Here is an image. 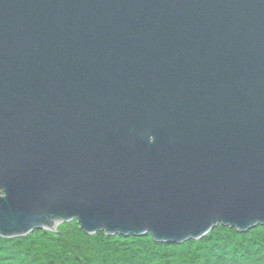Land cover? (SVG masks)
<instances>
[{
	"label": "water",
	"instance_id": "95a60500",
	"mask_svg": "<svg viewBox=\"0 0 264 264\" xmlns=\"http://www.w3.org/2000/svg\"><path fill=\"white\" fill-rule=\"evenodd\" d=\"M71 219L264 225V0H0V237Z\"/></svg>",
	"mask_w": 264,
	"mask_h": 264
},
{
	"label": "rangeland",
	"instance_id": "374dc122",
	"mask_svg": "<svg viewBox=\"0 0 264 264\" xmlns=\"http://www.w3.org/2000/svg\"><path fill=\"white\" fill-rule=\"evenodd\" d=\"M74 221L58 222L51 231L34 229L16 237L18 241L15 244L5 243L10 247L0 243L3 249V252L0 251V264H29L27 250L38 256L36 258L40 261L37 264H49L53 258L50 254L56 256L54 264H64L63 260H67V264H90V260L93 264H264V241L260 240L261 244L256 242L257 235L264 238V225L254 226L251 228L254 232L249 230L237 236L233 234H237L234 227L219 223L198 239L163 244L153 240L149 233L105 235L102 230L85 234ZM218 231L219 234H216ZM223 235L227 239L220 243L218 237ZM72 238L78 239L77 246H84V255L72 245L75 243ZM62 244L72 248L64 249ZM50 249L57 251L50 253ZM126 250L134 257L128 256Z\"/></svg>",
	"mask_w": 264,
	"mask_h": 264
},
{
	"label": "trees",
	"instance_id": "16d2710c",
	"mask_svg": "<svg viewBox=\"0 0 264 264\" xmlns=\"http://www.w3.org/2000/svg\"><path fill=\"white\" fill-rule=\"evenodd\" d=\"M258 229H259V227H258ZM261 229V228H260ZM81 230V229H80ZM83 230V229H82ZM249 230H251V229H249ZM249 230H247L246 232H244V233H247ZM251 231H255V230H251ZM236 232V231H235ZM233 233V232H232ZM216 234H219V231L216 233ZM234 235H237V236H242V233L240 232V234H238V232H237V234L236 233H233ZM205 236V235H204ZM258 237H257V240H256V242L257 243H259V244H261L260 243V240L261 241H264V238L261 236V235H257ZM227 239V237H225V235H223V236H219L218 237V240H221L220 241V243H222V242H224V240H226ZM19 240H21V239H19ZM71 240H73L75 243H73L72 245L77 249V251L78 252H80L82 255H84L85 254V249L83 248L84 246L83 245H81V244H79V246H77V244H78V239H74V238H72ZM17 242L18 241V238H15V237H11V238H8V237H6V238H2V237H0V243H1V245L2 244H4L5 246H7L5 243H10L11 245L12 244H15L14 242ZM186 242H190V241H186ZM186 242H184V243H186ZM159 244H161V243H159ZM163 244H166V243H163ZM152 245L154 246V247H156L157 248V246L155 245V244H153L152 243ZM158 245V244H157ZM64 249H67V248H72V246L70 247V245H67V246H64V244H62L61 245ZM83 246V247H82ZM7 247H10V246H7ZM81 248H83V249H81ZM52 250H54V251H57V249H50L49 250V252L50 253H52ZM0 251L1 252H3V249H1L0 248ZM27 252H28V254H29V256H30V260L28 261L29 262V264H37L40 260L38 259V258H36V257H38L37 255H32L31 253H30V251L29 250H27ZM126 253H127V255L128 256H133V255H131V254H129L128 252H127V250L125 251ZM50 256H52L53 258H51L50 260H49V264H54L53 263V261H54V257H56L55 255H53V254H50ZM134 257V256H133ZM94 260H95V258H94ZM0 261H2L1 260V258H0ZM83 260H81L80 261V263L82 262ZM96 261V260H95ZM61 262H63L64 264L66 263V262H68L67 260H63V261H61ZM69 263V262H68ZM67 264V263H66ZM90 264H93V262L90 260ZM96 264V263H95Z\"/></svg>",
	"mask_w": 264,
	"mask_h": 264
},
{
	"label": "bare ground",
	"instance_id": "6f19581e",
	"mask_svg": "<svg viewBox=\"0 0 264 264\" xmlns=\"http://www.w3.org/2000/svg\"><path fill=\"white\" fill-rule=\"evenodd\" d=\"M231 228H233V227H231ZM249 229H251V228H249ZM249 229H248V230H249ZM236 230H237V229H236ZM237 232H240V231L237 230ZM245 232H246V231H245ZM241 233H244V232H241Z\"/></svg>",
	"mask_w": 264,
	"mask_h": 264
}]
</instances>
